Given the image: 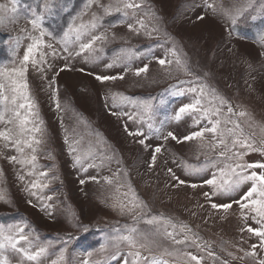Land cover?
Instances as JSON below:
<instances>
[{"label":"rangeland","instance_id":"374dc122","mask_svg":"<svg viewBox=\"0 0 264 264\" xmlns=\"http://www.w3.org/2000/svg\"><path fill=\"white\" fill-rule=\"evenodd\" d=\"M88 2L19 0L16 21H6L0 27V69L19 67L32 43L30 37H39L40 30H33L29 23L33 11L42 16L41 27L51 34L43 39L55 49V54L42 49L49 53L46 63L39 65L46 70L43 74L29 63L25 75L34 107L30 113L27 108L20 111L28 116L27 128L32 131L17 138L31 142L36 151L24 147V152L18 153L11 146L5 148V141L0 140V194L4 196L0 200V226L23 227L33 242L30 251L50 247L39 262L27 261L11 249L0 259L7 257L8 264H52L63 253L60 264H83L85 260L90 264H122L121 257L131 264L126 244L116 261L109 258L114 248L108 246L101 252L100 247L110 245L111 237L136 228L156 241L150 251L140 249L142 256L168 264H196L185 253L197 256L200 264H257L264 259L260 238L242 229L260 225L251 218L252 212L242 211L233 202L247 191L250 182L229 196H212L211 187L203 182L213 174L219 182V169L225 162H220L217 152L222 148L213 150L215 141L210 133L203 140L182 141L183 136L210 125L199 112L186 113L180 120L175 115L197 98L188 89L199 91L204 86L208 95L202 104L207 106L214 93L227 101L224 116L228 106L234 112H246L244 117L232 115L231 119L260 146L264 139V0H133L141 5L139 9L117 12L113 7L109 14L95 3L87 8ZM99 2L107 6L116 5L118 0ZM206 2L215 5V12ZM0 3L11 6L10 0ZM201 16L203 19H198ZM232 17L237 19L235 24ZM93 22L96 28H90L82 41L87 42L91 35L105 36L95 42V51L75 55L80 51L78 44L69 45L71 56L63 51L58 41L70 25L90 26ZM161 58L172 63L161 66L157 62ZM177 59L183 67L176 64ZM145 64L148 71L136 76L135 70ZM96 76L117 79L100 82ZM53 77L55 83H51ZM145 102L152 105L151 119L145 115L141 120L139 105ZM215 103L219 105V101ZM197 119L199 124L194 122ZM6 127L13 125L0 123V130ZM129 131L145 136H132ZM168 132L181 142L171 137L165 140ZM140 139H145V145L138 142ZM35 140L41 143L35 144ZM157 146L161 151L153 164ZM32 155L36 156L35 167L27 162ZM9 156L25 163L10 162ZM77 158L80 163H76ZM244 161H264V156L249 152ZM185 164L208 167L193 173ZM173 175L185 183L179 184ZM33 182L47 186L32 188ZM134 198L146 207L127 211ZM121 203L127 206L123 212ZM212 203H232V207L227 211L213 209ZM153 216L162 219L148 224ZM164 220L177 227L165 225ZM181 224L186 228L181 230ZM165 227L176 239L187 237L186 243L174 244L164 235ZM253 245H257L256 256H247ZM22 246L27 244L22 242ZM165 249L173 255L164 254Z\"/></svg>","mask_w":264,"mask_h":264},{"label":"snow or ice","instance_id":"6c2138e0","mask_svg":"<svg viewBox=\"0 0 264 264\" xmlns=\"http://www.w3.org/2000/svg\"><path fill=\"white\" fill-rule=\"evenodd\" d=\"M18 2L19 0H10L11 6L8 4L0 3V27L5 26L6 21L14 23L18 18ZM93 3H95L98 7L102 8L106 14H109L110 11L115 9V11L120 12L125 9H139L140 4L133 2V0H118L116 5H103L99 2V0H89L86 5L87 8L92 7ZM206 7L212 9L214 12L216 10L215 5L213 3H207ZM48 8V5L45 4V9ZM125 15L127 12L125 11ZM32 17L29 19V23L32 26L33 30L39 29L40 35L39 37L31 36L30 39L32 43H30L27 49L24 52L23 59L20 61V66L11 69L10 71L7 69H0V106H2V110H0V123L5 125H13V127H6L3 130H0V140L5 141L4 147L8 148L9 146L13 147L18 153L24 152V147H28L34 153L36 148L33 147V144L28 140H23L22 138H17L18 136L22 137L26 132L32 131V129L27 128V125L30 123L27 115H22L21 109L27 108L30 110L34 107V104L30 102V97L28 96L27 89L28 83L25 79V75L28 71V64L31 63L32 67L42 74L46 71L44 68L39 67V65L46 63V53L42 49L47 48L51 49L52 53L55 54V49L51 43H46L43 39L44 36H51L50 33H47L42 27V16L37 15L35 11L32 12ZM198 19H203V17H198ZM237 22L236 17H232V23L235 24ZM141 27H143V22H140ZM96 23L93 22L91 25L81 24L77 27L69 26L68 31L64 33L63 38L58 41L62 45V49L65 52L69 53L71 56L73 53L69 49V45H79V52H76L75 55H80L83 52H92L95 51L94 44L96 41L106 39L105 36H97L91 35L87 42H83L82 38H84L90 28H96ZM129 30H132V25H128ZM22 31H24L22 29ZM37 52L39 53V59L36 58ZM131 57H129L130 59ZM161 66L165 64H170L172 61L165 59H158L157 61ZM177 65H181V61L179 59L176 60ZM112 65H108L111 67ZM183 67V65H181ZM67 66H65L66 68ZM65 68H61L60 71H64ZM148 71V65L145 64L143 67L137 68L135 70V75L140 76L142 73H146ZM58 75V73H57ZM98 81L104 82L107 80H114L117 77L114 76H96ZM123 79V77H119ZM51 83H55V77H53ZM183 83V82H181ZM188 91L197 94V98L193 103L186 104L179 108L176 112L175 119L180 120L182 115L191 112H199L202 113L201 119H207L209 126L201 127L197 131H193L190 134L183 136L182 141H193V140H203L205 139L206 133L212 134V139L215 141L212 143L213 150L217 148H222L221 151L217 152V156L221 158L220 162H225L224 168L219 169L220 178L219 182L217 176L213 174L212 178L204 180V185L210 186L212 191V196H229L231 193L236 192L241 188V185H244L250 182V187H248L247 191L243 193L239 200H234L233 202L238 204L240 209L243 211L245 209L252 212L254 215L251 217L257 224L260 225L258 228H253L251 226L246 229H242V231L246 230L249 233L260 238V247L264 249V161H256V162H246L244 161V157L249 154V152H259L262 156H264V139L261 140L260 146H256V142L252 140L251 136L246 135L243 131L241 124L235 120L231 119L232 115L238 117H244L247 115L246 112H234L231 106L227 107V116L223 115V106L227 104L222 97L215 95L214 93L211 96V99L208 101L207 106L202 104V98L206 97L208 93L204 86L199 88L192 87L189 88ZM179 94H183L182 92ZM55 98V92L53 93ZM25 101V103H18V101ZM215 101H219V105L215 103ZM59 107V104H57ZM142 110L141 120L144 119V116L147 115L149 119H151L152 105L150 103H142L139 105ZM8 114V115H6ZM130 119L132 117H129ZM195 124H199L200 120L197 119L194 121ZM163 123V122H161ZM231 124L232 127H228L227 125ZM223 125V126H222ZM18 128V132L16 129ZM148 128L150 131L153 130V125L151 123L148 124ZM39 131V129H35ZM155 132L157 134L160 133V129L156 128ZM129 135L132 136H145L144 133L140 131L131 132L129 131ZM169 137L171 139L176 140L177 142H181V138H178L174 135L173 132H168L167 136L164 137L167 140ZM147 137H145L146 139ZM145 139H140L138 142L141 145H145ZM35 144L41 143L40 140H35ZM243 149V150H239ZM161 151V147L157 146L153 150L152 162L154 164L156 160V154ZM7 159L10 162H16L20 164H24V160L18 159L17 156H9ZM36 160V156L32 155L31 160L27 161L28 163H32V166L35 167L33 163ZM226 161H233V163H226ZM76 163H80V159H76ZM185 169L187 171L196 173L204 171L208 165H203L197 167L192 164H185ZM215 166V164H213ZM151 167V165H150ZM251 170V171H249ZM259 170V171H257ZM171 169L169 172L171 173ZM40 175L46 176V173H41ZM226 177V178H225ZM21 180L24 179L23 176L20 177ZM173 179H177L173 175ZM111 183L110 180L107 181ZM81 183H84L82 180ZM179 184H184L185 181L178 180ZM47 185H38L33 182L31 187H46ZM192 187H197V185L193 184ZM129 192H131V188H129ZM35 195V193H30ZM206 198L210 197L208 192L204 193ZM3 194H0V200H3ZM48 199H51L49 197ZM132 204L131 207H127L122 203L119 205L121 212L125 210L127 207V211L132 212L136 208L146 207L142 205V202H136L134 198L133 201L130 202ZM116 205H114L115 207ZM211 207L213 209H223L227 211L232 207V203L225 204H216L212 203ZM162 219L161 217H151L146 222L148 224H153L158 220ZM165 225H171V227L176 228L177 225L172 224L171 221L164 220ZM181 230L186 228V225H180ZM86 230V229H85ZM190 231V229H189ZM159 233V228L157 229V233ZM154 234V235H155ZM164 235L170 239H172L174 244H184L186 243L187 237L185 239H176L175 234L173 232H168L167 227L164 229ZM22 242L27 244V247L22 246ZM156 241L150 239L147 235L140 233L136 228H129L127 230V234H117L116 236L111 237L110 245H101L100 251L104 252L108 246L115 249L109 255V258L113 261H116L119 256H121V247L126 244L129 248L127 252V256L131 257V264H168L167 261L158 260L155 257L150 256H142L140 249H145L150 251V246L155 244ZM33 247V242L29 240L28 235L24 234V228L20 226H9L5 229L3 226H0V257H3L4 251L6 249H11L15 253H21L23 257L27 261H36L39 262L41 257H45L48 254V247H37L35 251H30ZM199 247V245H197ZM253 251L246 253L247 256H256V252L254 251L257 245H253ZM132 249H136L132 251ZM164 254L173 255L172 252H169L167 249L164 250ZM92 253L89 252L88 256H91ZM186 256L191 261H195L196 264H200V259L192 255L191 253H185ZM209 255H212L210 252ZM63 260V253H61L60 257L56 260L52 261V264H60ZM122 264H129V260L121 257ZM0 264H8L7 257L0 259ZM83 264H90L88 260H85ZM99 264V262H97ZM257 264H264V259H260L257 261Z\"/></svg>","mask_w":264,"mask_h":264},{"label":"bare ground","instance_id":"6f19581e","mask_svg":"<svg viewBox=\"0 0 264 264\" xmlns=\"http://www.w3.org/2000/svg\"><path fill=\"white\" fill-rule=\"evenodd\" d=\"M247 12H245L244 14H246Z\"/></svg>","mask_w":264,"mask_h":264}]
</instances>
